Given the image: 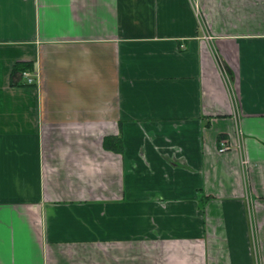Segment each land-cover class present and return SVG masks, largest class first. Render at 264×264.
Returning a JSON list of instances; mask_svg holds the SVG:
<instances>
[{"label": "crops", "instance_id": "obj_1", "mask_svg": "<svg viewBox=\"0 0 264 264\" xmlns=\"http://www.w3.org/2000/svg\"><path fill=\"white\" fill-rule=\"evenodd\" d=\"M0 264H264V0H0Z\"/></svg>", "mask_w": 264, "mask_h": 264}, {"label": "trees", "instance_id": "obj_2", "mask_svg": "<svg viewBox=\"0 0 264 264\" xmlns=\"http://www.w3.org/2000/svg\"><path fill=\"white\" fill-rule=\"evenodd\" d=\"M26 71H32V65L30 63H17L13 70L12 82L15 86L27 87L31 86L26 83L24 73Z\"/></svg>", "mask_w": 264, "mask_h": 264}, {"label": "built area", "instance_id": "obj_3", "mask_svg": "<svg viewBox=\"0 0 264 264\" xmlns=\"http://www.w3.org/2000/svg\"><path fill=\"white\" fill-rule=\"evenodd\" d=\"M23 75H24V78H25L26 83L28 85L33 86L38 81V77L39 76L36 73V71H32V72L31 71H26ZM231 148H232L231 146H229V145H227L226 143L223 142V143H221L220 152L221 153H225V152L229 151Z\"/></svg>", "mask_w": 264, "mask_h": 264}]
</instances>
